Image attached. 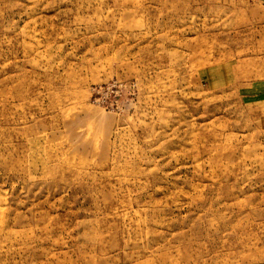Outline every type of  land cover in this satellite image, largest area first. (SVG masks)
I'll use <instances>...</instances> for the list:
<instances>
[{"label":"rangeland","instance_id":"374dc122","mask_svg":"<svg viewBox=\"0 0 264 264\" xmlns=\"http://www.w3.org/2000/svg\"><path fill=\"white\" fill-rule=\"evenodd\" d=\"M0 264H264V0H0Z\"/></svg>","mask_w":264,"mask_h":264}]
</instances>
